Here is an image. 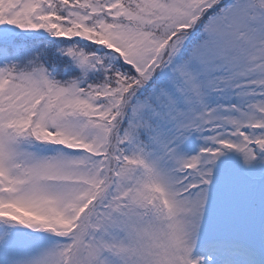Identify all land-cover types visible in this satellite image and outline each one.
<instances>
[{"label":"snow or ice","instance_id":"obj_1","mask_svg":"<svg viewBox=\"0 0 264 264\" xmlns=\"http://www.w3.org/2000/svg\"><path fill=\"white\" fill-rule=\"evenodd\" d=\"M0 264H264V0H0Z\"/></svg>","mask_w":264,"mask_h":264}]
</instances>
